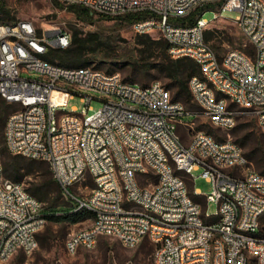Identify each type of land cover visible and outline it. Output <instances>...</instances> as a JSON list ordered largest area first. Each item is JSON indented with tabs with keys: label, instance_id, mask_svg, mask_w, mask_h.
<instances>
[{
	"label": "built area",
	"instance_id": "2783aa9c",
	"mask_svg": "<svg viewBox=\"0 0 264 264\" xmlns=\"http://www.w3.org/2000/svg\"><path fill=\"white\" fill-rule=\"evenodd\" d=\"M59 1L109 16L143 14L133 23L136 33L161 31L173 58H192L201 68L190 78L199 108L188 110L160 82L143 86L118 72L45 59L51 47L70 45L68 29L50 37L31 20L0 23V95L18 106L5 124L7 148L49 163L65 197L93 213L88 226L69 233L67 251L113 236L127 248L150 240L153 264H264V174L232 138L218 140L184 121L202 115L230 130L250 114L264 135V0ZM228 12L236 13L231 19L246 43L220 56L206 31ZM76 96L88 104L81 112L68 109ZM93 100L102 106L90 114ZM197 169L212 186L207 194L194 186L204 204L183 175L194 183ZM88 177L94 187L80 199L71 187L81 191ZM209 202L217 213H208ZM46 223L43 202L6 176L0 157V264L37 249Z\"/></svg>",
	"mask_w": 264,
	"mask_h": 264
},
{
	"label": "rangeland",
	"instance_id": "374dc122",
	"mask_svg": "<svg viewBox=\"0 0 264 264\" xmlns=\"http://www.w3.org/2000/svg\"><path fill=\"white\" fill-rule=\"evenodd\" d=\"M2 10L0 12V22H11L20 19L31 20L37 27L40 35L48 34L53 37V31L57 28H65L73 32L74 27H78L86 35L89 32L96 31L109 43L116 58L124 61L122 64H116V61L95 60L89 67L99 68L107 72V69L114 67V72H118L125 79L129 74L128 69L133 64H147L149 69L146 72L138 73L133 76L139 84L149 86L154 82H160L166 88L171 83L170 79L165 77L156 66L159 59H156L157 52H154L144 44L140 43L138 33L133 28V24L118 21L117 19H108L99 13H94L92 19L82 20L68 9L69 6L64 5L59 0H0ZM63 7H62V6ZM215 12L208 10L205 17L209 20L213 19ZM235 12L226 13V17H222L214 22L206 31V37L210 35V42L216 48L220 56H223L230 49H244L246 40L243 37L239 27L236 25L232 17ZM151 38L155 40L163 39L161 31H153L149 33ZM253 50L252 45H248L247 49ZM102 66V67H99ZM174 96L175 89L168 88ZM188 110H196L199 108L196 102H183ZM88 104L81 100V96H76L68 102V109L77 107L81 112ZM93 110H88L91 114L102 106L99 100L91 102ZM194 122V130H204L208 133L210 128L213 130L212 135L222 139L232 138L239 143L244 139L248 131L256 128L260 132V127L250 114H242L239 117L237 125L227 130L224 127L214 125L205 116L196 118L186 117L184 121ZM247 124V125H246ZM179 132L182 134L186 142L190 141L188 128L185 124H180ZM253 167L258 171L255 165ZM196 179L193 183L191 176L187 173L188 184L190 190L199 188L202 193H209L212 189L211 183L205 177L200 176L201 169L193 171ZM39 175L35 173L27 174L23 177L22 182L25 187L33 185ZM83 188L79 191V184L71 190L79 192L80 199H87L94 187V181L88 177L83 181ZM191 190V191H192ZM56 192H52L51 196H56ZM202 203H205L203 197ZM69 206H76L74 200L69 201ZM218 204L209 202L207 211L210 214L217 213ZM92 221V216H87L77 222H53L48 220L45 226L40 230L39 234L42 239L38 238L39 246L33 252L18 251L9 261L4 264H153L154 244L145 239L142 243L134 248L125 247L121 241L113 236H100L97 244L92 248H81L76 253H69L66 248V241L69 233L88 226Z\"/></svg>",
	"mask_w": 264,
	"mask_h": 264
},
{
	"label": "trees",
	"instance_id": "16d2710c",
	"mask_svg": "<svg viewBox=\"0 0 264 264\" xmlns=\"http://www.w3.org/2000/svg\"><path fill=\"white\" fill-rule=\"evenodd\" d=\"M1 7L0 5V12L2 10ZM68 9L82 20L92 19L95 13L81 5H71ZM202 10L203 8L197 9L189 21H194L195 16ZM101 15L108 19H117L118 21L133 24L143 14L129 13L122 16ZM138 37L141 44L157 52L155 55L156 59H159V62H157L156 66L165 77L170 79L171 83L168 84V88L175 89L173 99L186 103L191 102L193 96L190 88V78L193 75H201L199 64L189 57L173 58L168 52V42L165 38L155 40L149 34L139 33ZM207 40L210 41V35L207 36ZM247 50L251 51L249 48ZM113 52L109 43L98 32L93 31L84 35L83 31L78 27H74L72 41L69 46L60 48L51 47L43 57L53 63L66 67L89 66L98 59L101 61H116L118 65L122 64L124 61L116 58ZM148 69L147 64L135 63L128 69L129 74L124 80L138 83L133 76L146 72ZM107 72L113 73L114 67L108 68ZM17 108L16 104L9 102L0 95V157L6 176L22 182L23 177L27 174L35 173L39 175V179L33 185L27 187V190L43 202L44 214L47 221L77 222L87 216H93V213L88 209H76V206H69V201L71 200L65 197L60 185L53 177L49 163L14 154L8 150L5 141V124L10 113ZM260 130V132L256 128L249 130L245 138L239 140V143H237L243 148L246 156L253 162L258 171L264 174V135L261 127ZM210 132V134L213 132L211 128ZM217 139L224 140L219 136H217ZM184 178L188 180L187 174H184ZM52 192H56V196H51ZM191 194L202 202L203 196L195 195L193 190ZM37 236L39 239H42L39 233Z\"/></svg>",
	"mask_w": 264,
	"mask_h": 264
}]
</instances>
